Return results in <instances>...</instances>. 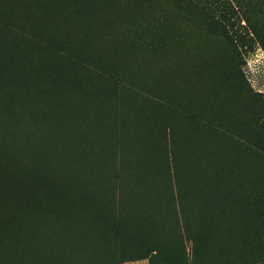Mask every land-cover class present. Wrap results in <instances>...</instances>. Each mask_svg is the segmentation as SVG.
I'll list each match as a JSON object with an SVG mask.
<instances>
[{
    "label": "rangeland",
    "instance_id": "rangeland-1",
    "mask_svg": "<svg viewBox=\"0 0 264 264\" xmlns=\"http://www.w3.org/2000/svg\"><path fill=\"white\" fill-rule=\"evenodd\" d=\"M211 177L232 214L204 264H264V0H0L5 260L54 253L83 207L148 234V205L195 260L187 209ZM75 228L76 264H106L110 248L115 264L149 263L124 235Z\"/></svg>",
    "mask_w": 264,
    "mask_h": 264
},
{
    "label": "trees",
    "instance_id": "trees-1",
    "mask_svg": "<svg viewBox=\"0 0 264 264\" xmlns=\"http://www.w3.org/2000/svg\"><path fill=\"white\" fill-rule=\"evenodd\" d=\"M151 168L153 169L152 166ZM167 170L170 172L169 163L167 165ZM194 171L195 170L193 169V178H196V173L199 176H197V178H200L201 169H199L197 172ZM202 173H204V171ZM197 183V203H193L192 207L187 209L192 215L191 221L195 226L193 229L196 230V233H193L192 244L194 251H196L194 255L195 260H193V257L190 259L187 258L185 250L181 249V245L179 246L180 242H178V239H173L172 237L167 236L165 233V235H163L162 232H159L160 230L158 228L161 227L163 229V227L161 224H158V222H155V220L159 218L158 221L162 222V219H165L162 216L164 210L160 208V205L157 207H155L156 205H148L149 207H146L149 210L147 211V214L152 216L149 218L150 229H148V232L150 233H144L145 235L142 236L139 235L138 231H136L135 235H132L128 229L124 228L121 224H119V222L112 220L110 217L111 211L109 208L97 206L86 209L82 206V214L85 216L83 215L84 217L82 216L81 218V225L78 224V219L76 214H74L75 216L71 217V222L67 221L63 233L60 234L59 237H53V240L56 242L54 253L47 252L44 247L46 244L43 242H41L39 245H36V248H34L33 264H76V256L78 251L77 247L75 248V243L77 244L76 238L79 234H77L75 225L77 226L78 231L79 229L83 232L89 231L94 233L100 239H109L112 235H115V237H122L124 235L125 238L129 240V244H132L140 250V253H142L140 259H149L148 264H204L206 258L204 248H209L206 243V237L209 235V233L221 228V217H223V215H221L222 212H224V215L232 214V209H230L232 202L231 200H228V207H226L224 210V199H230V195L227 192L221 191V186H223V183L220 179L211 177L209 184H207L208 186H206V193L203 192L199 180L196 179V184ZM96 184L97 182L92 186L95 185L96 187ZM92 186L87 185L84 190L85 198L88 202L93 201L89 192ZM216 188L218 191L214 192L213 194L212 190H215ZM169 201L171 200L169 199ZM209 201L211 202L210 208L208 207ZM177 208V212L180 215L179 220L185 221V217H183L185 215L184 210L181 209L179 205ZM227 210L228 213L225 212ZM153 212H155V214ZM171 222L173 224V220H171ZM183 223L184 222H180V224ZM79 225L80 228H78ZM49 242H52L53 244V241ZM47 245L50 244L47 243ZM104 257L106 259V264H115L116 260L114 248L108 249L106 254H104ZM0 258L4 262L0 264H14L12 260H5L1 254Z\"/></svg>",
    "mask_w": 264,
    "mask_h": 264
}]
</instances>
